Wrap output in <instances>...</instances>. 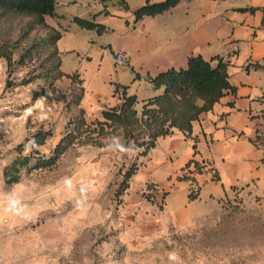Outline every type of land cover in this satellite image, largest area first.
<instances>
[{
    "label": "rangeland",
    "instance_id": "374dc122",
    "mask_svg": "<svg viewBox=\"0 0 264 264\" xmlns=\"http://www.w3.org/2000/svg\"><path fill=\"white\" fill-rule=\"evenodd\" d=\"M67 1L57 2L45 17L54 32L36 28L26 34L27 17H11L0 27V44L16 43L10 70L0 58V193L15 192L29 213L28 218L16 216L0 204V264H264V98L251 117L254 154L245 161L243 179L192 203L186 202L188 191L176 186L184 183L179 182L184 173L175 170L184 150L165 165L163 170L171 166V173L161 175L156 168L154 178L145 177L154 160L151 151L147 157L139 155L141 150L122 155L109 148L112 139L103 148L75 145L47 164L79 109L91 123L102 110L119 104L109 97L114 80L123 78L113 71L108 51L94 43L105 44L106 37L72 22L86 19L80 14L83 5L96 6L100 0ZM130 6L136 9L137 3ZM53 33L61 36L55 43ZM59 72L78 73L83 88L79 106H74L79 84L57 79ZM38 74L48 76L21 85ZM141 105L138 101V112ZM37 133L47 135L46 140L32 150ZM31 150L32 160L20 170L18 183L6 185L3 169ZM37 160L46 164L37 167ZM133 164L136 174L116 196L122 175ZM65 178L71 179V188Z\"/></svg>",
    "mask_w": 264,
    "mask_h": 264
},
{
    "label": "crops",
    "instance_id": "0c3cea01",
    "mask_svg": "<svg viewBox=\"0 0 264 264\" xmlns=\"http://www.w3.org/2000/svg\"><path fill=\"white\" fill-rule=\"evenodd\" d=\"M61 1L55 0V6ZM116 1L100 0L96 6L85 4L81 7L82 17L94 18L95 23L111 30L98 36H105L106 39L105 44L94 41L96 46L105 49L109 45L114 52L124 54L135 72L151 77L168 69H184L187 59L192 56H200L207 62L220 58L227 64L230 84L236 88L235 95L226 93L210 112L202 114L192 124L189 138L174 131L170 137L158 139L151 150L154 162L146 167L145 177L154 178L151 172L156 168L162 169L159 170L161 175L171 173V166L163 170L165 165H171L169 158L173 156L175 161L176 156L184 150L175 170L182 168L192 158V146L195 144V159L211 162L221 178L215 184L208 174L196 175L195 179L201 186L199 198L204 194H218L221 185L224 190L232 187L243 179L248 168L245 161L254 154L248 142L252 139L255 126L251 117L260 109L259 98H264V71H245L247 65L264 61L262 13L256 11L250 14L239 10L264 8V0H189L180 2L161 15L144 17L132 28L131 13L135 9L131 8L130 3H137L139 8L146 0H123L128 10L116 6ZM149 1L158 3L163 0ZM98 3L101 4L99 8ZM66 4H69L67 0ZM108 5L112 8L109 9ZM104 13H108V16ZM113 71L127 80L124 84L120 83L123 78L113 83L127 86V92L135 95L139 102L156 94L147 82H133L127 68L113 65ZM114 100L119 102L117 95L111 93L109 102ZM176 186L182 187L184 193L188 190L184 183ZM185 195L187 197V192Z\"/></svg>",
    "mask_w": 264,
    "mask_h": 264
},
{
    "label": "trees",
    "instance_id": "16d2710c",
    "mask_svg": "<svg viewBox=\"0 0 264 264\" xmlns=\"http://www.w3.org/2000/svg\"><path fill=\"white\" fill-rule=\"evenodd\" d=\"M186 1L189 0H163L158 3H150L149 0H146L144 5L132 11L131 28L144 17L161 15L175 8L180 2ZM116 6L128 10L123 0H117ZM54 7L55 0H0V27L11 17H27L31 21L26 25V34L36 28H44L49 32H54L45 23V17L53 14ZM239 11L250 14L256 11L261 12V27L264 28V8L240 9ZM104 14L108 16V13ZM72 22L80 30L92 31L97 36L111 32L105 26L95 23L94 18L74 17ZM125 25L128 26V23L126 22ZM60 38L58 33H53L51 36L53 43ZM15 47L16 43H12L11 40L0 44V58L5 60L8 70L12 67V51ZM105 49L109 52L114 66L127 68L132 75L133 82L140 80L147 82L156 94L151 98L142 100L141 109L138 112L135 109L138 104L137 97L126 93L127 86L114 84L113 94L118 95L119 104L102 110L100 119L91 123L85 121L84 110L79 109L78 116L66 126L61 140L53 150V158L49 159L47 164H52L56 158H59L75 145L103 148L106 146V141L113 137L120 138L125 145L134 144L138 150H141L139 155L147 157L148 153L155 148L158 139L170 137L174 131L181 133L185 138H189L192 124L202 114L210 112L226 93L231 95L236 93V88L229 82L227 64L220 58L207 62L200 56H192L187 59L184 69H168L151 77L150 75L141 76L135 72L123 53L114 52L109 45ZM23 61V57H21L19 62L22 64ZM250 69L264 71V61L245 67V71ZM57 74V79L66 77L71 83L76 81L79 84L80 95L74 104V106H79L83 88L81 87L82 80L78 79V73L63 75L59 72ZM47 76L48 74L45 76L38 74L32 79L23 80L21 85L31 83L34 79H45ZM46 136L43 133H37L31 145L32 150L35 147L43 146ZM248 142L251 144L252 140L249 139ZM32 150L29 155H18L3 169L2 177L6 185L18 183L20 170L26 168L32 160ZM192 150V158L180 168V172L184 173V176L179 179V182L188 185L187 203L196 201L201 192V186L195 179L196 175L212 174L210 180L214 183L220 182V177L211 162L195 159L197 155L195 144L192 146ZM43 164L46 163L37 160L36 166L41 167ZM137 170V165L133 164L124 172L115 191L116 196H121L128 188V182ZM166 194H163V199Z\"/></svg>",
    "mask_w": 264,
    "mask_h": 264
},
{
    "label": "clouds",
    "instance_id": "9594fccd",
    "mask_svg": "<svg viewBox=\"0 0 264 264\" xmlns=\"http://www.w3.org/2000/svg\"><path fill=\"white\" fill-rule=\"evenodd\" d=\"M109 148L113 151H117L122 155H127L129 157L135 156L138 148L134 144L125 145L120 142L118 137L112 138V143ZM65 185L69 188L72 186V181L69 178H65ZM86 189L81 188V192L84 193ZM0 204L5 206V210L16 216H23L28 218L29 213L23 205L21 199L15 192L0 193ZM172 259H176L175 255H172Z\"/></svg>",
    "mask_w": 264,
    "mask_h": 264
}]
</instances>
